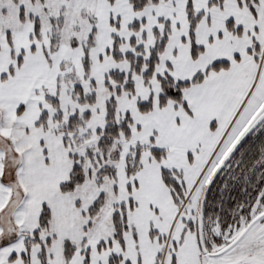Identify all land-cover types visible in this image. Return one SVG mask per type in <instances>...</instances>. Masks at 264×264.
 I'll use <instances>...</instances> for the list:
<instances>
[{
  "label": "snow or ice",
  "instance_id": "snow-or-ice-1",
  "mask_svg": "<svg viewBox=\"0 0 264 264\" xmlns=\"http://www.w3.org/2000/svg\"><path fill=\"white\" fill-rule=\"evenodd\" d=\"M0 264H264V0H0Z\"/></svg>",
  "mask_w": 264,
  "mask_h": 264
}]
</instances>
